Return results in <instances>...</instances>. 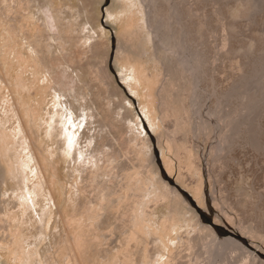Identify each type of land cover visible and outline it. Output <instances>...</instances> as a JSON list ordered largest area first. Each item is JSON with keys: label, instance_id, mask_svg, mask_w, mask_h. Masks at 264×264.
<instances>
[{"label": "rangeland", "instance_id": "rangeland-1", "mask_svg": "<svg viewBox=\"0 0 264 264\" xmlns=\"http://www.w3.org/2000/svg\"><path fill=\"white\" fill-rule=\"evenodd\" d=\"M165 1L170 9H161L162 20L154 26L150 19L156 15L158 20L157 10L153 13L149 0H36L31 5L29 0H0V264H114L112 255L118 249L127 255H121L118 264H140V251L152 248L141 238L127 239L124 203L106 213L101 230L94 233L89 227L93 216L86 208L97 201L100 190L81 167L86 157L81 158L79 150L87 149L91 140V151H107L110 145L122 156L112 186L114 197L130 176L142 185L147 159L158 160L160 154L171 178L181 179L191 190L202 184L210 203L215 198L234 223L257 234L255 243L264 252V148L243 145L242 139L227 151L215 147L229 134L220 116L233 108L223 104V111L218 109L220 93L241 77L243 90L250 94L263 83L256 69L264 60V0H253L254 9L244 0ZM177 2L186 15L171 6ZM147 5L152 9L148 15ZM148 16L150 29L143 28ZM163 22L167 27L161 26ZM187 26L197 29L192 36ZM190 38L193 49L206 56L204 64L197 62L205 70L204 83L193 59L192 76L185 68L187 77H172L163 59L171 53L156 55L157 43L165 42L170 49L177 45L175 53L182 50L181 55L191 59ZM200 92L206 96L203 102ZM214 92L218 94L213 96ZM262 106L259 137L264 144ZM84 109L91 121L72 127ZM239 116L236 112L229 118L236 122ZM100 166L104 186L110 169L103 161ZM160 176L164 177L161 167L147 176L154 189ZM24 195L26 201L21 199ZM167 200L155 206L157 219L174 207L183 236L194 234L198 241L195 248L184 239L181 264L222 261L211 238L186 232V208ZM82 225L85 234L76 242L73 237L81 235ZM30 243L33 254L28 251ZM197 254L202 255L200 260Z\"/></svg>", "mask_w": 264, "mask_h": 264}, {"label": "bare ground", "instance_id": "bare-ground-1", "mask_svg": "<svg viewBox=\"0 0 264 264\" xmlns=\"http://www.w3.org/2000/svg\"><path fill=\"white\" fill-rule=\"evenodd\" d=\"M149 1L151 2L152 6H150V7L153 8V13L157 10L158 20L155 21L156 15L152 16V18L150 19V20H152V23H153L152 25L157 26L156 23H158V21L162 17V15H161L162 13L160 14V12L168 11L170 8H168L165 0H149ZM237 1H239V0H237ZM244 1L249 2L252 9L256 8V5H255L253 0H244ZM29 2H30L29 4L31 5L32 3H35L36 0H29ZM153 2L158 3V5L155 7ZM229 5H231V4H229ZM171 6H174V8L177 9L176 13L180 12L181 14H185L184 9L179 6L178 2L174 5H171ZM145 8H146V11H145L146 15H148L147 12L149 13L150 10H152V9L149 10L148 5L145 6ZM221 8L222 7H220V9ZM33 9H34V7H33ZM161 9H162V11H161ZM35 14H37V13H35ZM193 21L191 22L192 24H193ZM195 24L197 25V23H195ZM167 25H168L167 22H163L161 24V26H166V27H167ZM191 27H192V25H191ZM200 27H201V25H200ZM143 28H148V29L151 28V27L149 28V16L147 17V21H145V26ZM194 30H197V29H194ZM194 30H193V28H190L189 26H187V34L188 35L192 36ZM153 33H154L153 35L155 36V38L159 39L157 32L153 31ZM191 38L188 40L189 44H190L189 47L192 50V52H191L192 58L191 59L188 58V55H185V56L181 55V53H182L181 49H180L181 53L180 52L175 53V50L178 51V48H179L177 45L175 46L176 49L174 50V49H170V47H167L168 45L166 46L165 42H164L165 43L164 44V43H159L158 41H157L158 43L156 46V53H157L156 55L162 56L163 55L162 53H164V52L171 53V55H172L171 57L164 55L163 59H164V61H166L167 72L172 77H179L182 74L186 75V77H187V74H189V73L192 76V74H191L192 64L190 61L193 59L194 63L196 64V69L198 70V78H199V80H201L204 83V82H206L205 81L206 73H205V70L200 69L197 62L199 61L200 63L204 64L203 62L206 59L205 58L206 56H205L204 52L194 50L195 47L193 49L192 44H191ZM234 50L235 49L229 50V53H233ZM173 55H176L181 60H179V59L177 60L176 58L174 59ZM248 55H249V52L247 53V56ZM243 56H245V54H243ZM232 57H234V56H232ZM207 62H209V61H207ZM207 62H205V63H207ZM255 66H257V64H255ZM110 67L113 68V63H111V62H110ZM185 68L188 69L189 73H187L188 71ZM257 68L258 69H256V71L261 75V77H262L261 80H263L262 84L257 83V85L260 87L258 90H256L255 92L251 91V92H253L252 94L243 90L244 78L241 77V78H239V80L236 79V81L233 83L232 87L229 90L220 93L221 96L219 95L220 97L218 99V102H219L218 109L220 108L219 109L220 111H223V109H222L223 104L225 106H232L234 108V109L232 108L228 112L225 110L227 113L224 111L225 113L220 116V120L222 122L223 129H227L229 131V134L226 135L225 139L220 138L219 139L220 141L216 143L217 145L215 147L219 148V150H222V151L223 150H225V151L229 150L232 147V145L237 142L238 139H242V141L244 143L243 145H249V146H251V148L253 147V149L255 148V149L259 150V149L264 148V144L260 140V137H259V132H260L259 131V126H260L259 117H260V111L263 108L262 105L264 104V60L261 62L260 65L257 66ZM209 69H211V68H209ZM194 74H195V72H194ZM254 74H255V72H254ZM198 78L196 75V78L194 80L197 81V86H199L198 88H200L201 84L198 83V82H200V81H198ZM242 80H243V82H242ZM209 84H211V83H209ZM250 90H252V89H250ZM162 94L163 93L160 92L159 96L163 100ZM216 94H218V93L214 92L213 96ZM199 96H200L201 102L205 101L206 96L203 92H200ZM208 96H209V94H208ZM213 111H214V109L211 110V112H213ZM243 111H246V113L243 114L242 113ZM256 111H258L257 114L255 113ZM236 112H239L240 116H239L238 120H236V122H233L229 118V116L231 115V113L234 114ZM80 117L81 118H78L79 120H77V119L73 120L74 122H73L72 127H75V126L80 127V125H84V123L87 124L88 121L90 120V114H88L85 109L83 110L82 115ZM65 118H67V117L65 116ZM207 123L211 127L210 122H207ZM211 128H213V126ZM130 129H132V128H130ZM223 133H224V131H223ZM223 133H221V134H223ZM171 137H172L171 133H168V138L170 139ZM94 140H96V139H94ZM93 143H94V141L91 140L87 144V147H86L87 149L82 148L81 150H79V156L81 158H83L84 156L86 157L85 160H82L81 167H83V169H85V171L89 174V176H91L90 177L91 183L96 184L97 185L96 188L100 190L98 195H96V197H95L97 201H95V200L91 201L86 208L87 213L90 212L91 214H89V215L93 216L92 217L93 225H91V226L89 225V227H91V229L94 233H96L98 230H101L103 228V226L107 223L108 215H106V213L110 214V211H112L114 208L118 207V204L120 206V204L124 203V204H126L127 212H125V213H127V217L125 220L126 226L123 229V231L125 233H128L127 239L130 242H132V241H134V239L139 240V238H141L146 244H150L152 246L151 249L145 248L144 250L140 251V255H139L140 264H181V260L184 257V252H183V248H182V247H184L183 244L185 243L184 239H188L189 245L191 247H192V245L195 248L198 246V244H197L198 241L196 242V239L194 238L195 236H193L194 234L192 235L193 231H196L197 233L202 232V235L204 237L211 238L210 242H211V245L213 247H215V249L217 251L216 253H218V255L220 254L221 257L223 256V260L220 261L219 263L216 262V264H264V260L259 258L254 252H252L247 247H245L244 244H242L241 242H239V241H237L231 237H226V238L217 237L216 232L213 230V228L211 226H209L207 224H203V222L201 220H199V216L197 214V211L192 206V204L187 199H184L182 194L175 187L170 185L169 182L166 180L165 177L171 175V173L169 172L170 174L168 175L166 173L165 169L162 167L161 158L159 160V156H158L159 154H157L158 160L156 159V156L149 158V160L147 159V165L145 166V169H144V172H145L144 181L141 182L142 185H139L140 181L139 182L137 180L135 181V179H132L133 176L132 177L130 176V178L126 181V184L124 185L125 186L124 190H122L121 193L119 192L120 195L118 197H114L115 189H113V187H114L113 184H115V181L117 179V174H118L117 171L121 168L122 156H120L119 152L113 150V148H112L113 146H110V145H109V150H107V151L99 150V149H95V150L91 151L90 146ZM240 144H241V142H240ZM168 145L170 146V149H171V145L169 143H168ZM155 147L157 148V146H155ZM157 150H158V148H157ZM102 161L104 162V168L110 169L108 182H105L106 184L104 186H102V185L104 183L105 177L103 178V175L105 173L104 174L100 173L101 168H102L100 166V162H102ZM164 161H165V159H164ZM164 163L166 164L167 168H169V165L167 164L168 163L167 159H166V162H164ZM28 166H29V164H28ZM159 166L161 167L162 170L164 169V173H162V175L164 177H162V176L159 177L161 180V183H158V188L154 189V185L151 184L152 183L151 181L153 179L151 177H150V179H148L147 176H149V174H153L155 172L157 173V171L159 172V170H160ZM24 168H25V166H24ZM169 169H168V171H169ZM141 172L143 173V171H141ZM146 174H148V175H146ZM142 175L143 174L140 173L138 176L136 175V178L138 179ZM180 180H177L179 185H181L182 188L184 187L183 189L186 190L187 192H189L191 194V196L193 195L192 197L194 199L196 198L195 201L197 202V204L203 207L202 208L199 206L203 210L204 215L206 216V215L210 214V210H209V208H207L206 202H205L206 195L203 191V185L200 184L199 187H196V188H194V190H191V189H189V187L183 186L182 181H180ZM159 184H160V186H159ZM80 191H81V189H79V193H80ZM166 198H168L167 201H169V198H170L171 200H175L176 202H178L177 205H179V206L182 205L183 207L186 208V214L184 212L185 217L184 216L183 217L189 223V225L187 227L188 230L186 229L187 230L186 232L189 235H192L191 237L190 236H183V234H185V232H183L182 231L183 228L180 227L181 223L179 221L181 218L179 219L178 216H177L178 218H176V211H175L174 207L171 209V213L169 215L166 214V215H163L162 217H159V219H157V215H156L157 213L154 210L160 206L162 199H166ZM21 199L26 201L25 195ZM37 204H39V203H37L35 201L34 205L37 206ZM217 204L218 203H217L215 198H214V202H212L210 204V209H212L214 212V214H213L214 215L213 216L214 222L217 225L221 226L222 228H226V226H228V225L231 226L237 233H239L244 238L248 239L249 242H251V244L254 247H256L257 249L260 250L261 248L258 247L255 243V239L258 238V237H256L257 234L255 235L254 233H252L251 232L252 230L248 231L246 225H241V222H240V225L234 223L233 220L231 219L230 215L228 214V212L224 209V207L217 206ZM155 206H157V207H155ZM28 208L26 210H28L30 212L31 209L29 210ZM182 211H183V209H182ZM181 215H183L182 212H181ZM177 219L179 221H177ZM37 223H38V220H37V222L34 223V225ZM232 224H235V227ZM182 227H184V226H182ZM84 230H85L84 226L82 225L79 229V231L81 232V235L78 237H75V236L73 237V235L69 234L70 235L69 239H71L73 237V239L76 242L81 241V238L85 234ZM125 233H124V235H125ZM106 236L107 235H105V237ZM71 242H73V241H71ZM69 243H70V241H69ZM35 244L36 243H34V245ZM32 245L33 244L30 243L27 246L29 248L28 251L31 254H33L34 250H35L34 247H32ZM117 252L118 253H115L112 255L113 258H116L114 264H118V261H119V258L121 255L127 256L121 249H118ZM213 254H214V252H213ZM201 256L202 255L197 254V256H195V258L197 260H200ZM76 257H78V256H76ZM71 259H73V258H71ZM76 259H78V258H76ZM214 261H215V259H214ZM27 262L30 263V259H27ZM75 262H76V260H75Z\"/></svg>", "mask_w": 264, "mask_h": 264}, {"label": "water", "instance_id": "water-1", "mask_svg": "<svg viewBox=\"0 0 264 264\" xmlns=\"http://www.w3.org/2000/svg\"><path fill=\"white\" fill-rule=\"evenodd\" d=\"M143 120H144V118H143ZM144 122H145V120H144ZM145 125H146L148 131L150 132V129L147 126L146 122H145ZM158 156H159V160H160V154ZM161 172L164 173V169L163 170L161 169ZM165 178L169 182L170 185L175 187L182 194V196L192 204V206L195 208V210L199 214L203 224H207V225L211 226L213 228V230L216 232L217 237H219V238L231 237V238L241 242L242 244H244L245 247H247L249 250L254 252L259 258L264 260V252L260 251L256 247H254L251 244V242H249L248 239L244 238L239 233H237L231 226L228 225V226H226V228H222L221 226L217 225L214 222V219H213L214 212L212 209H210L211 203H210V200H209V197L207 196V194H206L205 202H206L207 208H209V210H210V214L205 216L203 213V210L199 207V205L197 204V202L195 201V199L191 196V194L189 192L184 190L173 178H171L169 176H167Z\"/></svg>", "mask_w": 264, "mask_h": 264}, {"label": "crops", "instance_id": "crops-1", "mask_svg": "<svg viewBox=\"0 0 264 264\" xmlns=\"http://www.w3.org/2000/svg\"><path fill=\"white\" fill-rule=\"evenodd\" d=\"M256 240V239H255Z\"/></svg>", "mask_w": 264, "mask_h": 264}]
</instances>
